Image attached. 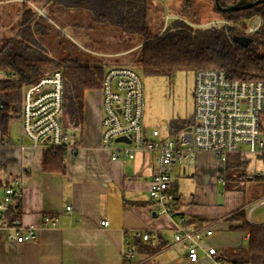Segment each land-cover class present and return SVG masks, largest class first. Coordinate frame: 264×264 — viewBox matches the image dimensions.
Listing matches in <instances>:
<instances>
[{"label": "crops", "instance_id": "obj_1", "mask_svg": "<svg viewBox=\"0 0 264 264\" xmlns=\"http://www.w3.org/2000/svg\"><path fill=\"white\" fill-rule=\"evenodd\" d=\"M178 2L180 6L181 2ZM10 6L13 18L9 21ZM23 9L22 0H0L1 43L4 44L15 32L14 22L19 24ZM40 16L47 18L37 14ZM103 65L118 64L107 62ZM1 71L0 78L7 75ZM90 91L85 93L84 120L80 125H74L63 115L64 128L77 129L80 148L74 154L61 151L64 157L60 168L46 167L47 151L43 149L15 147L0 155V202L5 186L18 181L24 191L22 201L5 214V220L9 224L19 220L24 226L37 227L35 238L22 243L8 237L9 229L0 228V264H127L124 250L128 240L134 242L138 253L143 255L139 264H190L186 261L185 250L174 243L169 221L157 214L150 197L153 155L139 153L134 159L113 160L109 150L98 148L103 132V110L100 116L93 112L87 100ZM10 123L8 131L0 129L6 140L29 145L22 124L21 133L13 134ZM143 127L148 137L151 131ZM211 157L219 159L213 154L199 153L193 167L175 169L176 200L192 228H213V234L205 239V243L217 248L218 257L224 264H235L234 255L249 248L251 236L244 228V222L254 226L264 223L254 222L253 208L248 211L254 200L260 198L264 204V163L255 164L236 155L247 164L250 176L243 181L234 180L241 188L237 189L233 182L234 189L231 190L226 189L228 164H224L220 181L228 192L227 201L231 205L226 209L205 210L198 203L206 196V190L211 191L212 180L217 174V168L210 162ZM252 163L255 168L249 172ZM255 170L261 173L260 177L253 178ZM186 177L196 180V190L189 192L188 199L183 198L179 182L180 178ZM253 180L257 181V189L246 200V184ZM240 192L244 196L239 199L235 194ZM17 208L20 215L14 218L12 211ZM103 219L109 220L108 226L101 224ZM150 229L155 231V244L144 243L137 236ZM201 255L198 264H213L203 251ZM262 258L264 264V253ZM248 264L258 263L252 261Z\"/></svg>", "mask_w": 264, "mask_h": 264}, {"label": "built area", "instance_id": "obj_2", "mask_svg": "<svg viewBox=\"0 0 264 264\" xmlns=\"http://www.w3.org/2000/svg\"><path fill=\"white\" fill-rule=\"evenodd\" d=\"M32 9L35 14L47 15L44 6L32 4ZM233 26L242 35L251 36L264 26V14H253ZM100 90L103 132L98 148L109 150L113 160L134 159L139 153L153 155L150 197L157 214L169 221L174 243L185 250L186 261L190 264L201 262V251L213 264H224L217 248L205 243L213 234V228H192L180 210L173 176L177 167H193L199 153L213 154L224 164L233 155L255 164L264 163V82L231 79L223 70H198L195 72L193 124L174 133L167 130L163 134L154 128L148 137L143 127L145 99L140 72L130 65H109ZM63 102L61 70L27 83L22 89L21 113L17 120L30 143L10 142L0 130V155L15 147L76 153L80 148L78 132L64 128ZM120 137L127 138L129 143L117 141ZM260 175L255 170L252 176L258 178ZM23 196L22 184L16 181L4 187L0 202V228L9 229L8 237L20 243L34 239L37 227L24 226L19 220L9 224L5 214L18 206ZM46 221L49 220L46 218ZM109 223L107 219L101 221L103 226ZM137 236L144 243L157 242L152 229L139 232ZM124 257L127 264H139L143 255L138 253L134 242L128 240Z\"/></svg>", "mask_w": 264, "mask_h": 264}, {"label": "trees", "instance_id": "obj_3", "mask_svg": "<svg viewBox=\"0 0 264 264\" xmlns=\"http://www.w3.org/2000/svg\"><path fill=\"white\" fill-rule=\"evenodd\" d=\"M239 1L218 0L217 3L213 0L215 11L230 24L203 27L199 26V20L190 22L191 0H183L182 10L176 12L178 18L161 33L154 34L148 21L152 0H22L24 9L17 34L0 47V70L7 74L0 78V129L8 131L9 121L19 119L23 87L55 70H61L64 78L63 115L74 125L83 122L85 93L101 88L107 66L97 58L90 64L79 56L66 55L62 47L60 54L59 51L52 52L53 55L49 53L50 45L45 38L51 34L52 26L44 19L56 23L58 19L64 23L58 17L63 15L73 16L76 24L87 20L90 29L116 30L133 41L138 36L132 48L137 46L136 60L146 76H168L179 70L217 69L225 71L231 79L264 82V26L251 35L253 40L248 46L233 40L234 36L242 35L233 24L242 23L253 14H264V2L231 12H222L219 8L236 5ZM30 3L44 6L47 18L37 17ZM193 122V115L187 119H172L168 130L174 133ZM63 157V152L50 150L44 163L46 167L60 168ZM227 164L226 189H234V180L249 179L247 164L239 157H230ZM12 212L14 218L19 217L18 208ZM243 226L250 232L249 248L238 251L233 261L235 264L259 263L264 253V223L254 226L245 221Z\"/></svg>", "mask_w": 264, "mask_h": 264}, {"label": "rangeland", "instance_id": "obj_4", "mask_svg": "<svg viewBox=\"0 0 264 264\" xmlns=\"http://www.w3.org/2000/svg\"><path fill=\"white\" fill-rule=\"evenodd\" d=\"M180 1V6H178ZM191 7L189 10L193 13L190 22L199 20V26H210L211 24H223L225 19L215 11L213 0H191ZM183 0H152L149 7L148 21L151 31L154 34L161 33L165 30L172 19L178 18L176 12L182 10ZM9 21L12 20L13 8L8 7ZM195 13V14H194ZM60 23L57 19L56 22L50 21L51 34L45 40L49 42V53L64 51V54L79 56L83 59L89 60L90 64L95 63V58L99 59L101 63L107 62L117 63L118 65H130L135 70L141 73L144 85V117L143 125L151 131L153 128L159 129L161 133L167 132L169 123L172 119L189 118L193 115L195 109V71L192 70H179L168 76H146L141 72L138 66L135 51L137 46L132 48L139 40V37L130 39L124 37L116 30L107 29L104 27L90 29L88 21L84 20L80 24H76L72 17L66 15L58 16ZM228 22V21H227ZM16 27L17 22H14ZM63 23V24H62ZM228 24H230L228 22ZM16 29V30H15ZM15 32L10 35L16 36ZM137 40V41H136ZM136 41V42H135ZM3 42H0V47ZM62 47V49H61ZM139 47V46H138ZM262 51V49H261ZM53 55V54H52ZM56 55V54H54ZM87 100L93 108V112L100 116L102 112V92L100 89L91 90L87 93ZM10 131L13 134L21 133V123L17 119H13L10 123ZM210 162L217 168V174L214 175L212 180V188L209 192L206 190V196L200 198L198 204L203 209H226L231 204L227 201L228 192L224 189L220 176L224 169V163L220 159L210 158ZM253 163L249 166V172L254 171ZM180 192L183 198H189V192L194 191L196 182L195 179L189 177L180 178ZM256 182L249 181L246 184L245 199L248 200L251 194L256 191ZM235 183V182H234ZM237 189L241 188L239 183H235ZM237 197H242V192L235 194ZM253 208L254 222L264 221V204L261 199L254 200L252 205L249 206L248 211ZM246 242L244 245L246 246ZM258 264H261L259 262Z\"/></svg>", "mask_w": 264, "mask_h": 264}, {"label": "water", "instance_id": "obj_5", "mask_svg": "<svg viewBox=\"0 0 264 264\" xmlns=\"http://www.w3.org/2000/svg\"><path fill=\"white\" fill-rule=\"evenodd\" d=\"M218 3V0H216ZM264 2L263 0H240L238 4L236 5H230L226 7H220L219 8L222 10V12H231V11H238V10H243V9H250L259 3ZM234 42L243 46H248L252 42V37L251 36H245V35H236L233 38ZM124 140L129 142V140L125 137H120L117 139V141Z\"/></svg>", "mask_w": 264, "mask_h": 264}, {"label": "flooded vegetation", "instance_id": "obj_6", "mask_svg": "<svg viewBox=\"0 0 264 264\" xmlns=\"http://www.w3.org/2000/svg\"><path fill=\"white\" fill-rule=\"evenodd\" d=\"M253 1H256V0H253ZM264 1V0H263Z\"/></svg>", "mask_w": 264, "mask_h": 264}]
</instances>
